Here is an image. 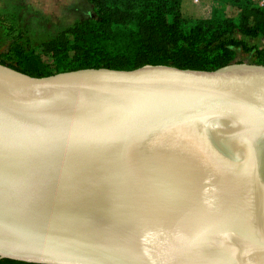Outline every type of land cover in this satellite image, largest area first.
<instances>
[{"label":"water","instance_id":"1","mask_svg":"<svg viewBox=\"0 0 264 264\" xmlns=\"http://www.w3.org/2000/svg\"><path fill=\"white\" fill-rule=\"evenodd\" d=\"M3 259L264 264V66L0 63Z\"/></svg>","mask_w":264,"mask_h":264},{"label":"rangeland","instance_id":"2","mask_svg":"<svg viewBox=\"0 0 264 264\" xmlns=\"http://www.w3.org/2000/svg\"><path fill=\"white\" fill-rule=\"evenodd\" d=\"M178 3L181 17L201 26L217 17L238 26L244 7L264 10V0ZM96 22L97 12L90 0H0V61L7 67L47 75L65 67L131 65L139 60V23L134 14L104 27ZM79 24L83 32L76 38L72 31ZM236 37L244 41L247 50L232 48L230 64L264 66V38ZM219 56V50L209 47L204 57L212 62Z\"/></svg>","mask_w":264,"mask_h":264},{"label":"trees","instance_id":"3","mask_svg":"<svg viewBox=\"0 0 264 264\" xmlns=\"http://www.w3.org/2000/svg\"><path fill=\"white\" fill-rule=\"evenodd\" d=\"M97 12V22L104 27L112 22H123L131 13L139 23L140 44L138 61L131 65H89L64 68L53 74L38 75L28 70L9 67L29 76L45 77L61 72L88 68H109L119 70L135 69L144 65H166L180 69L215 70L230 64L232 48L247 50L242 39L264 38V10L244 7L239 25L223 18L199 25L183 19L179 13L178 0H90ZM96 22V23H97ZM83 25L72 31L77 38L83 32ZM204 44L200 47V44ZM219 50L220 56L208 62L205 52L208 48ZM204 50V51H203ZM2 65L4 62L0 61ZM0 264H30L8 259Z\"/></svg>","mask_w":264,"mask_h":264}]
</instances>
